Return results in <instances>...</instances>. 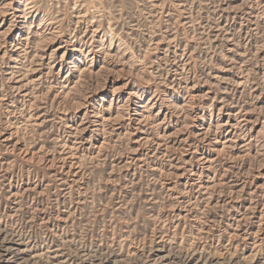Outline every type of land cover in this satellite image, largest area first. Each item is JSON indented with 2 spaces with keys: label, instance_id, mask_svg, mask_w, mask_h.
I'll use <instances>...</instances> for the list:
<instances>
[{
  "label": "rangeland",
  "instance_id": "374dc122",
  "mask_svg": "<svg viewBox=\"0 0 264 264\" xmlns=\"http://www.w3.org/2000/svg\"><path fill=\"white\" fill-rule=\"evenodd\" d=\"M0 264H264V0H0Z\"/></svg>",
  "mask_w": 264,
  "mask_h": 264
}]
</instances>
